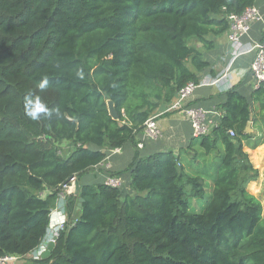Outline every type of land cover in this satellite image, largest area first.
<instances>
[{
    "label": "trees",
    "instance_id": "16d2710c",
    "mask_svg": "<svg viewBox=\"0 0 264 264\" xmlns=\"http://www.w3.org/2000/svg\"><path fill=\"white\" fill-rule=\"evenodd\" d=\"M255 1L0 0V258L41 245L62 187L76 177L55 246L34 264H264L263 204L248 189L259 170L244 150L254 127L252 147L264 144V82L251 101L229 89L221 122L192 138L190 159L199 162L197 145L215 153L203 171L191 172L182 153L142 156L137 146L160 105L200 83L196 72L210 65L202 49L229 30L227 15ZM26 97L51 115L31 119ZM65 141L68 156L58 149ZM128 142L131 163L106 171L128 172L131 192L81 183L106 150ZM207 191L203 209L191 210Z\"/></svg>",
    "mask_w": 264,
    "mask_h": 264
},
{
    "label": "crops",
    "instance_id": "0c3cea01",
    "mask_svg": "<svg viewBox=\"0 0 264 264\" xmlns=\"http://www.w3.org/2000/svg\"><path fill=\"white\" fill-rule=\"evenodd\" d=\"M255 5L260 9L261 19L253 22L249 30L243 35L240 48L244 53L234 55L233 47L228 37V30L218 36L210 37L216 42L214 49L205 50L200 47L210 65L206 69L196 72V74L198 75L200 83L208 80L211 84L197 86L190 96L188 103L204 108L211 122H216L217 124L221 122L222 110L218 106L226 101V92L229 89L236 87L242 95L251 101L253 90L257 88L249 73L254 54L252 51L245 52L251 48L255 41L261 38L264 32V0H256ZM215 80L216 82H214ZM168 105L162 103L153 114V116H157L161 136L158 140L147 143L144 149H140L141 155L147 156L159 151L173 150L176 154L182 153L185 159H188L186 162L190 161L188 164L191 172L196 170L199 172L203 171L208 162L215 160V153L206 155L203 147L197 145L195 149L200 153L197 155L199 162L189 158L188 153L191 156L195 154L188 149L192 138H194L190 119L184 112L166 111ZM254 107H258V104H255ZM252 129L250 124L248 130L251 131ZM252 133L255 137L250 139L248 143H244V150L249 154L254 167L259 170V177L257 181L249 183L248 189L261 200L264 215V144L252 147V143H255V138L259 136L260 131L254 127ZM90 147L92 149H98L94 145H90ZM109 150L106 151L108 152ZM134 154V144L131 142L126 143L120 152L113 154L109 158L106 157L103 163L95 167L99 171L97 177L94 176L95 178L90 179L87 177L89 176L88 173L87 176L85 175L82 178L81 183H105L108 175L106 170L112 172L124 170L131 163ZM213 174L214 171L210 173V176ZM210 176L207 179L209 181ZM120 178L122 179L121 187L124 186L125 189L131 192L129 173H123ZM192 203L196 204L197 201L193 200Z\"/></svg>",
    "mask_w": 264,
    "mask_h": 264
},
{
    "label": "built area",
    "instance_id": "2783aa9c",
    "mask_svg": "<svg viewBox=\"0 0 264 264\" xmlns=\"http://www.w3.org/2000/svg\"><path fill=\"white\" fill-rule=\"evenodd\" d=\"M227 18L230 21L228 30L229 41L233 47L234 55H240L244 53V51L240 48L242 37L249 30L253 22L261 19L260 9L256 5H253L247 8L242 14H228ZM249 51H252L254 54L249 73L253 79L254 85L258 87L262 82H264V32L261 38L258 41H255L254 44H252L251 48L246 50L245 52ZM214 82H216V80ZM201 84L211 83H209L208 80L203 81L199 84H196L192 81L188 82L183 88L180 89L177 96L166 108V111L170 112H184L190 119L193 135L196 137L210 133L212 129L218 125L216 122H211L210 119H208L207 113L204 108L190 105L188 103L190 96L193 94L197 86ZM230 135L234 136L235 133L233 131H230ZM160 136L161 129L159 126V122L157 120V116L154 115L146 122L144 129L140 132L138 136L137 146L139 149H144L147 143L158 140ZM120 150L121 148H113L109 150L107 158H109L113 154L120 152ZM105 183L114 187H121L122 179L120 177L107 175ZM64 186L66 187L68 185L65 184ZM54 216L55 212H52L50 227L52 225ZM41 246L42 243L36 249L34 259L41 258L42 254L45 252L46 248ZM17 258L20 257L14 255L1 257L0 264H8V261Z\"/></svg>",
    "mask_w": 264,
    "mask_h": 264
},
{
    "label": "rangeland",
    "instance_id": "374dc122",
    "mask_svg": "<svg viewBox=\"0 0 264 264\" xmlns=\"http://www.w3.org/2000/svg\"><path fill=\"white\" fill-rule=\"evenodd\" d=\"M58 149H59V152L61 155L68 156L74 150V146L70 142L65 141V142L58 145ZM98 172L99 171L96 168H94V169L90 170L89 172H87L85 175L87 176V174L89 173L88 174L89 176H87V177L90 179H93V178H95L94 176L97 177ZM85 175H83V177ZM82 178H81V180H82ZM96 182H98V181H96ZM67 185H68L67 188L65 186L62 187L61 192L59 194L57 205L55 206V208L52 211L53 213L55 212V216L53 218L52 225H51L50 229L48 230L47 236L43 240L42 246H41V247H45L46 249L48 248L50 241L54 240V238H56L58 236L59 229H61V227H63V225L65 224V222L67 220V209H66L67 196L71 193H76L74 181L70 182ZM122 188H123L122 190L125 194L129 193V190L125 189L124 186ZM40 194H43V193H40ZM207 196H208V191L203 196L195 198L194 200L197 201V203L196 204L192 203L191 210L197 211V212L201 211L203 209V206L205 204ZM55 243H56V241H55ZM35 252H36V250L26 257L13 259V260L8 261L7 263L8 264H34L33 259L35 256L34 255Z\"/></svg>",
    "mask_w": 264,
    "mask_h": 264
},
{
    "label": "clouds",
    "instance_id": "9594fccd",
    "mask_svg": "<svg viewBox=\"0 0 264 264\" xmlns=\"http://www.w3.org/2000/svg\"><path fill=\"white\" fill-rule=\"evenodd\" d=\"M38 86L41 89H46L48 87V80H42ZM25 111L26 115L33 120L39 119L41 113H46L49 116L51 115V110H49L45 104L41 103L38 98L33 99L32 97L25 98Z\"/></svg>",
    "mask_w": 264,
    "mask_h": 264
},
{
    "label": "water",
    "instance_id": "95a60500",
    "mask_svg": "<svg viewBox=\"0 0 264 264\" xmlns=\"http://www.w3.org/2000/svg\"><path fill=\"white\" fill-rule=\"evenodd\" d=\"M110 110L112 112L113 115H115L114 112V107L113 104L110 103ZM72 180H74V184H75V191L77 192L79 189V180L76 177H73ZM68 186H66L67 188ZM84 199L82 197H80L79 202H78V207L81 208L82 203H83ZM57 237L54 238V240H52L48 246V248L45 250V252L42 254V257H46L48 255H50L51 251L53 250L54 246H55V241H56Z\"/></svg>",
    "mask_w": 264,
    "mask_h": 264
},
{
    "label": "bare ground",
    "instance_id": "6f19581e",
    "mask_svg": "<svg viewBox=\"0 0 264 264\" xmlns=\"http://www.w3.org/2000/svg\"><path fill=\"white\" fill-rule=\"evenodd\" d=\"M51 241H52V240H51ZM51 241H50V242H51Z\"/></svg>",
    "mask_w": 264,
    "mask_h": 264
}]
</instances>
